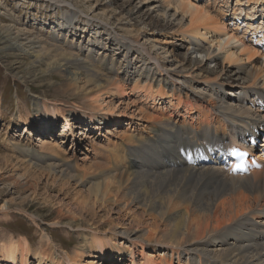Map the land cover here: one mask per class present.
Returning <instances> with one entry per match:
<instances>
[{"label": "bare ground", "instance_id": "obj_1", "mask_svg": "<svg viewBox=\"0 0 264 264\" xmlns=\"http://www.w3.org/2000/svg\"><path fill=\"white\" fill-rule=\"evenodd\" d=\"M202 1L128 0L119 8L122 14L136 3L122 16L128 37L101 24L97 28L106 32V42L101 36L92 40L87 30V45L69 39L78 33L74 22L81 14L68 3L70 14L56 22L65 37L54 32L49 38L42 29L24 28V22L0 19V53L28 65L35 76H60L66 83L60 90L66 86L91 105L77 112L81 126L94 132L121 125L126 115L117 107L128 108L132 93L149 102L131 114L141 123L130 121L131 130L106 138L99 161L86 170L45 140H39L41 147L51 154L32 143L12 145L29 169L11 177L15 193L35 195L40 172L47 181L85 190L74 199L77 213L99 210L112 217L104 233L99 227H73L77 221L68 224L82 241L73 257L60 252L45 232L47 250L33 253L27 238L3 242L6 264H99L94 258L264 264V0ZM141 7L147 8L143 14ZM153 13L158 17L147 25ZM177 38L186 44L184 55L172 45ZM113 46L122 59L108 53ZM34 103L48 120L44 131L64 117L59 100L43 107L39 99ZM19 118L33 126L30 114ZM89 144L98 151L94 141ZM234 146L247 151L248 167L235 169ZM13 208L2 205L0 218ZM16 209L41 227L34 214Z\"/></svg>", "mask_w": 264, "mask_h": 264}, {"label": "rangeland", "instance_id": "obj_2", "mask_svg": "<svg viewBox=\"0 0 264 264\" xmlns=\"http://www.w3.org/2000/svg\"><path fill=\"white\" fill-rule=\"evenodd\" d=\"M61 1L66 3L59 7L56 2ZM126 1L128 0H116L113 4H109L107 0H0V19L4 21L12 19L21 24L24 22V28L29 30L33 28L36 30L42 29L44 36L49 38L54 32L60 37H65L66 33L56 27V22H63L64 17L70 14V8L67 5L71 4L76 11L80 12L81 16L74 22L78 33L74 38L70 37L69 39H74L73 41L77 44L87 45L86 42L90 38L84 32L89 30L91 36H93L92 40L101 36L102 42L105 43L107 34L97 28V25H108L112 32L128 37L127 33L125 34L127 29L124 28L122 16L127 14L129 9L135 7L136 3H133L122 14H119V8ZM212 1L215 0H203L200 4L208 2L212 4ZM216 1L219 4L220 0ZM235 2L232 0L231 4H235ZM139 10L140 14H143L147 8L141 7ZM156 15L158 14L153 13L152 18L145 23L147 25L153 24L158 17ZM87 20L92 21V24L87 23ZM172 43V45H179L176 48L180 54H185L186 44L182 43L179 38ZM168 46H171V44ZM94 49L96 50L95 53H98L101 47L96 46ZM108 53L114 55L117 59H122L124 55L115 46L110 48ZM0 54V177H4L0 181V207L5 203H11L15 207L8 212L7 216L0 218V245L10 239L27 238L30 241L33 253L38 249L47 250V246L42 243V235L45 232L53 239L60 252L73 257L82 246L81 238L75 226L79 224L85 228L99 227L100 231L104 233L109 226L105 223H108L112 216L106 211L99 210H92L88 213L83 212L84 214L77 213V202L74 199L85 190L83 191L79 187L76 188L74 185L64 187L60 180V183L55 179H50L51 181L48 180V182L39 174L40 172L35 175L34 179L38 184L35 195L32 196L30 192L15 193L11 184V177L17 173L20 175L27 170L29 171V169L26 165L23 166L22 157L19 156L12 145L32 143L38 150L50 153L49 149H42L39 142L40 139L45 140L48 143L50 142L52 147H56L60 155L66 156L65 158L70 162L78 164L81 169L86 170L90 164L93 165L94 162L99 161L98 154L101 153L106 138H115V134L121 135L124 131L131 130L133 126L129 124L130 121L141 123L138 116L131 120V114L134 110L140 109L142 105H147L149 102L143 99L141 95L132 93L126 98V102L131 104L128 108L126 104L117 107L118 112H123L126 115V117L122 116L124 122L121 125L108 124L102 127L101 131L93 132L92 128L87 129L83 125L82 127V122L77 116V112L91 110V105L81 97L74 96L72 90L66 86V88L63 87V91L60 90L61 84H66L62 80L63 78L60 76H44L41 72H37L38 76H35L28 71V65H24V63L22 65L16 64L13 58ZM131 58L135 60L133 54ZM169 58L171 61L176 60L172 56H169ZM34 98L39 99L42 107L48 101L59 100L61 102L65 112L64 117L60 116L55 121L52 130L44 131L48 120L37 112ZM132 103H136L135 106ZM148 110H150L149 107ZM28 114L32 118V127H26L19 118L21 116L26 117ZM67 123L70 124V128L67 127ZM90 141H94L98 145L97 152L91 148ZM257 153L258 151L255 150L252 154L256 155ZM16 208H25L30 214H34L38 218L41 227L46 231H42L41 227L32 224ZM69 211L75 213V215L73 216ZM61 220L62 225H54L56 221ZM75 221L77 223L73 224L72 222ZM70 222L75 228L68 226ZM113 223L117 224L118 221L114 220ZM91 261L99 264H129L128 261L111 262L95 258ZM0 264H6L1 252Z\"/></svg>", "mask_w": 264, "mask_h": 264}]
</instances>
